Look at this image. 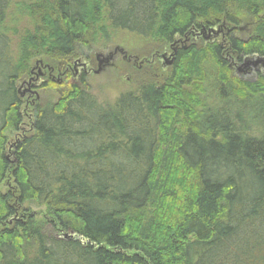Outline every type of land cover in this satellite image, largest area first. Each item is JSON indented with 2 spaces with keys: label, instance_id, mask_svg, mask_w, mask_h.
<instances>
[{
  "label": "trees",
  "instance_id": "trees-1",
  "mask_svg": "<svg viewBox=\"0 0 264 264\" xmlns=\"http://www.w3.org/2000/svg\"><path fill=\"white\" fill-rule=\"evenodd\" d=\"M15 3L31 25L18 61L3 32ZM248 19L251 34L235 38ZM216 25L224 44L178 47L111 106L68 75L61 96L24 113L18 86L34 58L66 70L109 30L154 38L162 53ZM207 55L215 110L204 107ZM249 56L264 61V0H0V264H263L264 76L226 71Z\"/></svg>",
  "mask_w": 264,
  "mask_h": 264
},
{
  "label": "rangeland",
  "instance_id": "rangeland-1",
  "mask_svg": "<svg viewBox=\"0 0 264 264\" xmlns=\"http://www.w3.org/2000/svg\"><path fill=\"white\" fill-rule=\"evenodd\" d=\"M16 3L20 4V2ZM19 8H17V4L13 5L8 22L6 21L7 23L4 25L5 31H3L11 37L13 54L16 61L19 60V53L17 51L18 45L20 44L19 41L23 39L26 31L29 33L31 31V25L29 21L27 20V18L22 17L25 12H18ZM249 22L252 25L254 23V20L248 19L247 23ZM245 25L246 24L240 25L238 28L240 30L234 31L232 35L235 38H247L253 31V25H246V27H244ZM226 28L229 29V26ZM208 29L212 30L213 32L206 30L201 32L198 29V31L195 30L194 33L197 35H191L190 40H188V42L184 45L187 47L192 45V47L198 49V51L200 50L208 52L209 44L213 45L225 43L224 39L227 33L225 30H219V25L210 27ZM108 34L109 39L107 41L98 39L94 44L91 45V50L89 52H86L85 55L82 56L78 55V58H76V60L86 57L87 59L94 61L96 55H107L115 49H120L128 55L137 56L140 59L152 55L151 51L153 50L154 46V38L144 39L134 34L122 31L109 30ZM167 48L170 47L167 46ZM120 58V56H117L116 61L111 63L110 66L105 67L99 73L89 74L85 79L90 86L92 95L100 104L104 106H111L121 93L134 90L137 83L141 79H144V77H146L144 75L147 73L150 74L147 71V67H145L144 65L139 68V64L133 65L132 63H123L121 62ZM257 59L259 58L256 56H249L246 58V61L244 60V63H238L231 60L230 57L228 61H226L228 64V67H226V71L227 73H230V76L233 77L234 80H239L242 82H254L257 80L258 75L264 76V67L261 64L256 63ZM93 67L96 71V65L93 64ZM29 68L31 69L30 72H34L36 74H44V77L39 79V85L49 79V73L48 71H46V69H53L51 79H53L52 81L55 83V85L52 88L49 87V89L46 90H39V88L37 89V95L40 101H44L46 95H52L54 98H58L66 90L68 81L71 82V80H68V77L64 78L63 76H60V74L64 71V66L57 68L56 65H53L42 57L34 58L33 60H31L29 63ZM155 70L157 72V66ZM169 70L170 69L167 68L165 71L168 72ZM203 71L206 77V81L204 84L205 95L203 97L204 107L208 110L220 109L221 104L218 96L219 83L217 82L220 72L208 55L206 57L205 66H203ZM157 76L158 78H160L162 74L159 73ZM19 92L22 93V98L25 102L24 113L27 115H31V104H33V101H35L36 98L29 97L25 92V87H19ZM229 103L232 104V101ZM24 120L27 125L28 122L26 121V119ZM25 128L28 129L27 126ZM9 142L11 143L13 142V140H10ZM8 184L9 183L6 182L1 186V191L3 193H6L8 191ZM30 211L36 215L37 219L46 218L45 210L43 208L39 209L35 206H30Z\"/></svg>",
  "mask_w": 264,
  "mask_h": 264
},
{
  "label": "flooded vegetation",
  "instance_id": "flooded-vegetation-1",
  "mask_svg": "<svg viewBox=\"0 0 264 264\" xmlns=\"http://www.w3.org/2000/svg\"><path fill=\"white\" fill-rule=\"evenodd\" d=\"M197 34L193 33L192 36H196ZM191 36H187L184 39H177L174 41V43L170 46V48L164 50L162 53H155L150 56L143 57L140 59L137 56L128 55L127 53H124L120 49H115L111 53H108L107 55H96L94 58V61L87 59L86 57L72 61L70 63H73L72 66L68 67L66 70H64L60 76H63L64 78L68 77L67 74L71 76V79L75 80L80 78V76H88L91 73H97L98 71L101 72L105 67H108L111 65V63L116 61L117 56H120L121 62L123 63H132L133 65L139 64V68L141 66H150L157 63H163L168 64L172 63L173 56L176 53V49L178 47H182V45L186 44L188 40H190ZM192 46V45H191ZM186 47V46H184ZM172 57V60H171ZM246 61V60H245ZM244 61V62H245ZM243 62V63H244ZM41 63V62H38ZM235 63V62H232ZM93 64L96 65L97 70H94ZM46 71H48L49 75L48 78L51 79V74L53 72V69L47 68ZM98 72V73H99ZM44 77V74L39 73L36 74L34 72H30V77L23 81L19 87H25V92L29 97L36 98L37 95V89L41 86V83L39 85V79ZM53 80V79H51ZM36 93V94H33ZM22 96V93H21ZM38 96V95H37ZM38 99V97L36 98Z\"/></svg>",
  "mask_w": 264,
  "mask_h": 264
},
{
  "label": "water",
  "instance_id": "water-1",
  "mask_svg": "<svg viewBox=\"0 0 264 264\" xmlns=\"http://www.w3.org/2000/svg\"><path fill=\"white\" fill-rule=\"evenodd\" d=\"M209 31H211V32H213L212 30H209ZM229 31H231V29H229ZM99 56V55H98ZM256 63H259V64H261L263 67H264V61L262 60V59H257V62ZM170 63H168V65H169ZM256 65V64H255ZM99 72V71H98ZM97 72V73H98ZM33 94H36V93H33ZM38 96L36 95V98H37ZM64 238H66V239H76V237H74V236H69V235H65L64 236ZM263 264H264V257H263Z\"/></svg>",
  "mask_w": 264,
  "mask_h": 264
}]
</instances>
